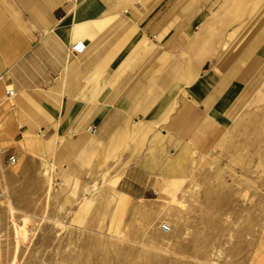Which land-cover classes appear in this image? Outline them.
Here are the masks:
<instances>
[{
  "label": "rangeland",
  "instance_id": "obj_1",
  "mask_svg": "<svg viewBox=\"0 0 264 264\" xmlns=\"http://www.w3.org/2000/svg\"><path fill=\"white\" fill-rule=\"evenodd\" d=\"M105 2L109 43L171 70L157 122L53 144L33 100L3 95L0 264H264V0ZM208 76L237 86L220 110L192 101Z\"/></svg>",
  "mask_w": 264,
  "mask_h": 264
},
{
  "label": "crops",
  "instance_id": "obj_2",
  "mask_svg": "<svg viewBox=\"0 0 264 264\" xmlns=\"http://www.w3.org/2000/svg\"><path fill=\"white\" fill-rule=\"evenodd\" d=\"M118 15L109 12L105 0H0V99L10 87L13 95L33 100L41 108V127L53 134L74 137L94 126V135H109L106 143L112 144L113 131L127 115L138 119L132 127L125 119L120 130L151 129L161 106L160 80L171 70L162 69L157 48L141 58L139 42L120 50L119 44L109 43ZM74 41L86 44L85 52L75 57L69 55ZM133 46H138L135 58ZM214 79L194 84L191 98L220 110L237 86ZM57 135L46 140L54 144ZM123 175L141 179L133 169Z\"/></svg>",
  "mask_w": 264,
  "mask_h": 264
},
{
  "label": "built area",
  "instance_id": "obj_3",
  "mask_svg": "<svg viewBox=\"0 0 264 264\" xmlns=\"http://www.w3.org/2000/svg\"><path fill=\"white\" fill-rule=\"evenodd\" d=\"M86 50V44L83 43V42H78V41H74L71 45H70V48H69V55L75 57V56H78V55H81L85 52ZM6 96L9 98L11 96H13V90L12 89H6ZM86 131L89 133V134H92L94 135L95 132H96V128L94 126H88L86 128ZM15 156L14 155H10L8 156L7 158V162L9 164H13L15 162ZM166 227V226H164Z\"/></svg>",
  "mask_w": 264,
  "mask_h": 264
},
{
  "label": "bare ground",
  "instance_id": "obj_4",
  "mask_svg": "<svg viewBox=\"0 0 264 264\" xmlns=\"http://www.w3.org/2000/svg\"><path fill=\"white\" fill-rule=\"evenodd\" d=\"M170 229V228H169Z\"/></svg>",
  "mask_w": 264,
  "mask_h": 264
}]
</instances>
